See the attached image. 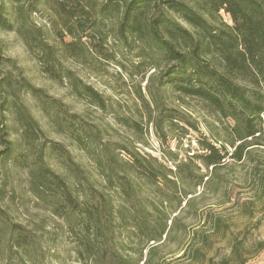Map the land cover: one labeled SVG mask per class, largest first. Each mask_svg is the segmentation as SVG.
Listing matches in <instances>:
<instances>
[{"label": "rangeland", "instance_id": "1", "mask_svg": "<svg viewBox=\"0 0 264 264\" xmlns=\"http://www.w3.org/2000/svg\"><path fill=\"white\" fill-rule=\"evenodd\" d=\"M93 1L95 10L107 0ZM2 3L15 28H0V264H264V139L242 161L206 168L201 143L224 144L230 157L234 122L169 85L174 64L146 40L122 42L113 16L82 18L79 0ZM220 22L233 25L225 11L210 19ZM7 140L17 142L11 158ZM133 154L180 164L182 180L134 176ZM159 214L169 227L180 219L145 243L138 226Z\"/></svg>", "mask_w": 264, "mask_h": 264}, {"label": "trees", "instance_id": "2", "mask_svg": "<svg viewBox=\"0 0 264 264\" xmlns=\"http://www.w3.org/2000/svg\"><path fill=\"white\" fill-rule=\"evenodd\" d=\"M4 1L19 4L22 0ZM79 3L82 6V18L113 16L117 20L115 32L122 42L127 43L130 37L146 40L150 54L158 53L163 61L174 64L166 75L169 85L185 96L203 100L223 119L233 120L230 132L233 139L228 144L235 151L229 157L224 144L218 147L217 142L213 141L201 143L203 153L196 158L206 168H218L226 159L242 161L251 154L250 141L264 139V0H107L95 10L93 0H79ZM221 11L231 16L233 25L220 22L219 26H214L210 23V19ZM8 14L7 6L2 3L0 28L14 30V21ZM79 26L82 27V35L80 33L78 39L81 40L83 35L88 37V28L84 23ZM92 30L96 32L98 29L93 26ZM70 34L73 36L74 32ZM90 94L95 102L100 103L98 93L94 91ZM32 122H35L32 117L25 119L26 135L34 133ZM83 132L91 135L87 129ZM7 134L3 135V139ZM84 137L79 136L82 144ZM236 141L240 143L236 144ZM5 143V155L11 158L17 142L7 140ZM54 149L59 151L58 148ZM132 156L130 164L134 176H143L152 183L167 179L175 187L182 180L180 164L174 171L166 168L155 157H150V160L141 155ZM149 164L154 169H150ZM169 174L176 179H170ZM41 177L47 180V171H41ZM56 178L61 181L59 177ZM202 183L201 179L199 185ZM47 184L44 181L42 186ZM260 184L263 188V180ZM67 199L70 202L73 200L69 194ZM135 214L133 219L136 223L142 214L141 210ZM179 219L177 216L172 219L169 227L168 217L154 215L153 225H148L145 231L138 228L146 238L145 243L153 241L156 244L176 228ZM86 222L89 223L88 220ZM154 250L155 247H151L150 254ZM196 251L199 253L200 249ZM233 251L241 257L237 247L234 246ZM221 264L230 262L226 260Z\"/></svg>", "mask_w": 264, "mask_h": 264}]
</instances>
